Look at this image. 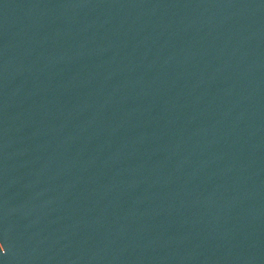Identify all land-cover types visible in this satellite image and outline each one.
<instances>
[{
    "label": "water",
    "instance_id": "1",
    "mask_svg": "<svg viewBox=\"0 0 264 264\" xmlns=\"http://www.w3.org/2000/svg\"><path fill=\"white\" fill-rule=\"evenodd\" d=\"M0 264H264V0H0Z\"/></svg>",
    "mask_w": 264,
    "mask_h": 264
}]
</instances>
